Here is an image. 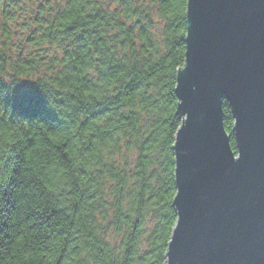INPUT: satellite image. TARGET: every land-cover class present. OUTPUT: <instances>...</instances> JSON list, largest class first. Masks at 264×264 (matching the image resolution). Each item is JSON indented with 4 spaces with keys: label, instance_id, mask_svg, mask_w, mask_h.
<instances>
[{
    "label": "trees",
    "instance_id": "trees-1",
    "mask_svg": "<svg viewBox=\"0 0 264 264\" xmlns=\"http://www.w3.org/2000/svg\"><path fill=\"white\" fill-rule=\"evenodd\" d=\"M186 7L0 0V264H166Z\"/></svg>",
    "mask_w": 264,
    "mask_h": 264
},
{
    "label": "water",
    "instance_id": "water-1",
    "mask_svg": "<svg viewBox=\"0 0 264 264\" xmlns=\"http://www.w3.org/2000/svg\"><path fill=\"white\" fill-rule=\"evenodd\" d=\"M186 8L166 264H264V0H187Z\"/></svg>",
    "mask_w": 264,
    "mask_h": 264
}]
</instances>
